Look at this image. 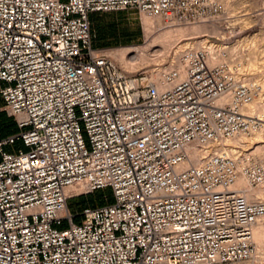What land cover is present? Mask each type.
<instances>
[{
	"label": "built area",
	"instance_id": "2783aa9c",
	"mask_svg": "<svg viewBox=\"0 0 264 264\" xmlns=\"http://www.w3.org/2000/svg\"><path fill=\"white\" fill-rule=\"evenodd\" d=\"M220 10V0H0V110L17 128L0 137V264H255L264 201L233 186L263 185L264 164L213 145L261 130L249 112L260 84L225 49L213 66L210 48H188L162 87L92 41L97 13L193 25ZM106 189L113 202L84 207L76 223L69 202Z\"/></svg>",
	"mask_w": 264,
	"mask_h": 264
},
{
	"label": "rangeland",
	"instance_id": "374dc122",
	"mask_svg": "<svg viewBox=\"0 0 264 264\" xmlns=\"http://www.w3.org/2000/svg\"><path fill=\"white\" fill-rule=\"evenodd\" d=\"M220 1L221 10L213 16L211 21L195 24L203 26V32L208 31L198 35L197 37H201V39L197 40L207 41L222 46L223 48L225 47L226 59H228L232 70L240 71V73L246 75V78L248 76L256 77L253 82L260 84L263 90L257 99H259L258 102L264 105V0ZM246 15L249 17H246ZM92 16L94 20L92 21L91 19V31L92 41L95 47L110 50L128 47H146V29L143 22V15L135 11H124L106 14L97 13ZM111 55L115 57V60L117 59L116 62L123 69L119 63V59L121 58L120 53H111ZM164 58L160 57L155 63L148 64L131 73L141 72L151 76L152 70L169 65V61H164L166 59ZM254 62L257 64L255 68L251 66ZM1 107L2 103L0 102ZM6 117L10 122L15 123L5 111L0 110V126L8 124ZM257 117L261 119L260 116L257 115ZM9 130L10 127L9 129L0 130V137L6 136ZM19 147L21 145L17 146V148ZM245 150L249 152L251 149L246 148ZM253 151L251 150V152ZM87 199L88 197L75 198L68 204L70 212L78 216L76 223L81 222L79 215L84 209L83 201ZM103 200L107 201L108 196L105 195ZM255 264H264V251L262 255L256 254Z\"/></svg>",
	"mask_w": 264,
	"mask_h": 264
},
{
	"label": "bare ground",
	"instance_id": "6f19581e",
	"mask_svg": "<svg viewBox=\"0 0 264 264\" xmlns=\"http://www.w3.org/2000/svg\"><path fill=\"white\" fill-rule=\"evenodd\" d=\"M246 17H249L246 15ZM243 18H245L243 16ZM241 19V17H240ZM246 20V19H244ZM248 20V19H247ZM211 20H202L200 23H204ZM143 22L145 24L146 33V47H128L123 49H108L107 53L114 59L115 57L111 53H120L119 59L120 65L126 72H135L148 64L155 63L160 57H165L164 61H169V65L152 70L150 80L163 87V74L170 69L179 68L182 69L180 60L181 53L188 48H210L213 51L210 65H217L225 61L219 54L225 47L216 45L215 43H209L207 41L197 40L201 37H197L204 32L201 25H190L184 23H177L175 21H169L161 16H147L143 15ZM205 30V29H204ZM208 30V29H207ZM210 30V29H209ZM216 31V29L213 28ZM212 30V31H213ZM208 32V31H206ZM205 32V33H206ZM210 32V31H209ZM257 37V36H256ZM185 41V43H184ZM254 49V48H253ZM216 52V53H215ZM219 54V55H218ZM255 54V51H254ZM251 54V55H254ZM251 57L250 55H248ZM251 59V58H250ZM249 59V61H250ZM115 60V59H114ZM117 60V59H116ZM115 60V61H116ZM162 60V59H161ZM163 61V60H162ZM161 61V62H162ZM253 61V60H251ZM255 61V60H254ZM118 64V63H117ZM119 65V64H118ZM252 67H257L256 62L251 64ZM254 75V74H253ZM256 77L248 76L247 81L253 82ZM259 99L254 101L250 107L249 112L260 116L262 121V128L260 131L252 134L251 136H239L233 140L226 141L221 144H214V150H220L228 148L232 151L241 149L243 155L251 156L257 161L264 164V105L258 102ZM263 115V116H262ZM251 137V138H250ZM250 148L251 152L245 149ZM195 151V159H199L202 156V150L196 147L192 148ZM234 189L241 190L245 193L248 199L252 202L256 200L264 201V184L259 187H252L250 182L245 178L237 180ZM253 188V189H252ZM81 189L73 188L68 192L74 194L80 192ZM264 218L260 220L253 229L254 241L257 247V254L262 255L264 251Z\"/></svg>",
	"mask_w": 264,
	"mask_h": 264
},
{
	"label": "trees",
	"instance_id": "16d2710c",
	"mask_svg": "<svg viewBox=\"0 0 264 264\" xmlns=\"http://www.w3.org/2000/svg\"><path fill=\"white\" fill-rule=\"evenodd\" d=\"M91 19L93 21L94 17L92 16ZM7 120H8V118H7ZM9 127H10V130H9V132H8V134L6 136L11 135V134H13L16 131L15 123H12V122H10L8 120V124L0 126V130L9 129ZM6 136H4V137H6ZM105 195L108 196V200L107 201L103 200V197ZM85 197H88V199L83 201V206L84 207H87V206H89V207H98V206H103V205H106V204H111L113 202L111 190H109V189L100 190V191H97V192H95L93 194H90L88 196H85Z\"/></svg>",
	"mask_w": 264,
	"mask_h": 264
}]
</instances>
